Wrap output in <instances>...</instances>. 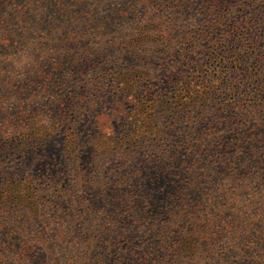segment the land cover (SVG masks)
I'll return each mask as SVG.
<instances>
[{"label":"trees","instance_id":"1","mask_svg":"<svg viewBox=\"0 0 264 264\" xmlns=\"http://www.w3.org/2000/svg\"><path fill=\"white\" fill-rule=\"evenodd\" d=\"M0 264H264V0H0Z\"/></svg>","mask_w":264,"mask_h":264},{"label":"rangeland","instance_id":"2","mask_svg":"<svg viewBox=\"0 0 264 264\" xmlns=\"http://www.w3.org/2000/svg\"><path fill=\"white\" fill-rule=\"evenodd\" d=\"M240 209H242V208H240ZM250 209H253V206L250 207ZM248 211H251V210H248ZM233 215L234 216H229V217L225 218L224 223L219 225V226H221L220 229L224 228L226 225L227 226L228 225L229 226L235 225L236 222H232V221L235 220L236 216L240 215V212L234 211ZM226 222H227V224H225ZM230 222H232V223H230ZM199 226L202 227V225H199ZM221 237H222L221 242L227 244V246L230 247V249L235 248V247H239V243H240L239 239L242 238V236L240 234H238L237 237L233 238L231 236V233H229V232L222 233Z\"/></svg>","mask_w":264,"mask_h":264}]
</instances>
